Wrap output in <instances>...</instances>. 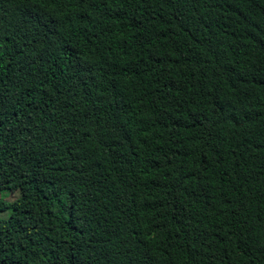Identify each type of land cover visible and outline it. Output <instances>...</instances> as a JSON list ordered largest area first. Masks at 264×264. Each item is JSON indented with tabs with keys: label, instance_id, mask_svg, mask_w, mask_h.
Here are the masks:
<instances>
[{
	"label": "trees",
	"instance_id": "1",
	"mask_svg": "<svg viewBox=\"0 0 264 264\" xmlns=\"http://www.w3.org/2000/svg\"><path fill=\"white\" fill-rule=\"evenodd\" d=\"M0 264H264V0H0Z\"/></svg>",
	"mask_w": 264,
	"mask_h": 264
},
{
	"label": "rangeland",
	"instance_id": "2",
	"mask_svg": "<svg viewBox=\"0 0 264 264\" xmlns=\"http://www.w3.org/2000/svg\"><path fill=\"white\" fill-rule=\"evenodd\" d=\"M21 195V192L16 191V192H0V197L5 198L8 201H12L16 198H18Z\"/></svg>",
	"mask_w": 264,
	"mask_h": 264
}]
</instances>
